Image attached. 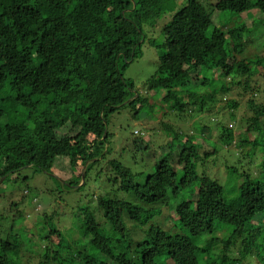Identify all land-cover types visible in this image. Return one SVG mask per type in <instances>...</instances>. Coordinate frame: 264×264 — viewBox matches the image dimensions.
I'll use <instances>...</instances> for the list:
<instances>
[{"label": "trees", "instance_id": "obj_1", "mask_svg": "<svg viewBox=\"0 0 264 264\" xmlns=\"http://www.w3.org/2000/svg\"><path fill=\"white\" fill-rule=\"evenodd\" d=\"M173 1L0 0V188L25 168L51 174L65 161L68 177L51 175L54 196L82 192L70 227L58 228L46 214L38 221L48 228L33 235L18 212V225L0 240V264H27V252H41L39 264H264V102L248 100L253 114L241 117L248 126L237 136L211 119L222 112L220 93L233 84L253 89L264 57H238L248 28L231 27L230 19L244 7L264 11V4L215 0L208 8L187 0L178 27H166L158 43L150 30ZM146 44L161 54L141 92L126 71ZM74 67L85 70L86 81ZM239 104H228L230 120ZM167 105L182 120L192 111L210 115L196 126L210 137L218 132L213 149L202 153V141L162 121L174 134L169 151L158 145L149 168L137 171L130 162L151 145L136 132L124 162L108 130L111 117L129 107L146 120Z\"/></svg>", "mask_w": 264, "mask_h": 264}, {"label": "rangeland", "instance_id": "obj_2", "mask_svg": "<svg viewBox=\"0 0 264 264\" xmlns=\"http://www.w3.org/2000/svg\"><path fill=\"white\" fill-rule=\"evenodd\" d=\"M186 1L187 0H174V9L161 19L155 29L150 30V37H155L158 43H160L168 36V31L165 30L166 27H178L176 23V17L178 14L177 12L186 3ZM203 1L209 8L212 5L209 3H213L215 0ZM259 2L262 5L264 4V0H259ZM246 9L247 8L244 7L241 13L230 19L231 27H237L238 25L244 24L248 28L243 34L246 46H244V50L238 55V57H264V11L259 9L246 11ZM215 12L214 20L218 21V18L215 17L217 15V11ZM226 14L228 13L222 12L220 13V17H226ZM142 52V56L131 63L130 67L126 71V77L134 79L140 91L145 92V82L155 73L161 50H159L156 46L146 44L143 46ZM76 68L77 67H74V76L76 78L81 77L82 80L86 81L87 79L84 76L85 70ZM257 69L258 72L251 82L253 89L246 90L244 92L240 84H233L231 86V90L220 93V95L218 94L219 98L216 106L217 108H222V112L219 113V116L215 114L211 115L212 122L214 121L212 124L213 126L216 125V118L223 120L224 122L228 123L229 127L232 128L234 132H236V136L239 135L245 128H247V121L241 120V117L244 116L245 113L248 116L253 114L247 105L248 100L251 97H254L255 101H262V103L264 102V61L257 67ZM213 71L214 69H209L207 72L209 78L212 76ZM226 80L230 82L231 78L228 77ZM243 81L244 79L241 78L242 83ZM258 86L262 90V94H259V91H257ZM242 91L244 94L239 95V92ZM159 94L165 93L160 92ZM149 98L151 102H158L160 105L161 102L159 98L161 97L158 98L152 94ZM232 100H238L240 103V107L237 110L235 109L236 113L238 114V118L235 120H230L229 113L227 111V106L228 104H231ZM166 107H168V109H161L157 116L148 117L146 120L133 118L131 114L133 110L129 107L117 111L111 117L108 130L111 132V139L113 141L112 143H114L115 147L118 148L117 151L124 153V162L128 163V155L131 158V155L134 152L133 140L135 137L134 134H136V132L141 134L142 131L143 137L147 139L151 145L148 149H145L143 152H140V154H137V158H134L130 162L137 171L141 169L147 170L149 168L153 160V151L158 145H160V147L162 146L165 152L169 151V143L171 138L174 137V134L172 131L164 130L162 125L163 123L176 125V128L179 127V129L188 131L190 134L194 135L197 141H202V153L205 150L213 149L212 142L216 140L217 135H219L218 132L213 130V136L210 137L204 133H201L200 124L198 127L196 126L198 122L210 123L211 120H209L210 118L207 117L210 115L205 116L202 114L203 112L196 113L195 111H192V118L189 117L182 120L181 118L177 117V110L169 108V105ZM162 121L164 122L161 124ZM69 129L70 126H66L61 130L60 135L62 136L66 134ZM231 148L233 151L229 152V155L233 154L237 150L235 146ZM174 158L176 159V157ZM232 159L235 160V158ZM58 164L59 165L56 166V169L51 174H48L44 171L35 170L32 167L25 168L16 175L12 176L6 182V184L0 188V240L8 237L7 228L9 226L12 227L14 225H18L21 217L18 219L14 218L16 215H18V212L24 213V215L26 214V216L22 218V225L25 228H28L30 230V234L33 235H36L42 229L44 230L42 225L48 228L47 222L38 221V219L43 218V216L46 214L49 216L48 221L52 222V224L55 226H58V228H63V225L65 227H70V225H73L72 219L75 213L72 208L78 205L77 198L81 196L82 192L78 195H76V192L74 194L64 195V197H60L59 195L54 196L53 191H57V181H55L51 175H56L63 178L68 177L70 172L67 162L65 163V161H60ZM223 167L224 165L220 164L219 168L222 170L220 177L222 180L225 179L226 175ZM95 189L97 188L92 187L86 190V192H95ZM13 201H17V209L11 206ZM34 220H36L38 223L36 224ZM219 234L222 236L225 233L220 232ZM55 239L58 240V237L55 236ZM40 255L41 252L36 254L27 252L23 255V258L27 264H39L42 260ZM247 264L256 263L248 262Z\"/></svg>", "mask_w": 264, "mask_h": 264}]
</instances>
